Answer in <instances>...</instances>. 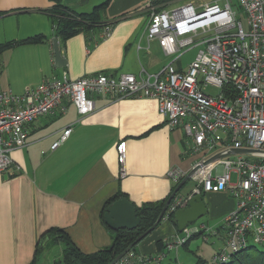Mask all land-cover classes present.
Returning a JSON list of instances; mask_svg holds the SVG:
<instances>
[{
  "label": "crops",
  "instance_id": "obj_1",
  "mask_svg": "<svg viewBox=\"0 0 264 264\" xmlns=\"http://www.w3.org/2000/svg\"><path fill=\"white\" fill-rule=\"evenodd\" d=\"M103 1L60 0L77 12H89ZM207 1L109 0L101 14V21L110 25L108 35H102L104 25L62 40L45 12L51 0H0V43L37 34L45 36L41 42L19 44L0 52V86L21 93L63 72L69 79L99 72L144 76L159 73L170 62L184 69L194 55L183 61L182 55L188 49L170 55L157 40L147 39L149 13L145 6L150 3L157 10H170ZM53 38L65 59L62 67L54 63ZM91 97L94 109L84 116L63 99L65 112L55 109L28 123L25 146L10 152L13 165L0 172V264H29L37 238L51 227L62 228L86 253L108 246L113 230L107 229L101 212L111 196L121 192L134 206L162 200L174 185L167 171L171 167L190 170L203 157L205 151L191 149L192 142L181 126L167 125L155 99L109 94ZM68 126V137L51 149L52 142ZM120 140L126 142L123 177L118 173L115 149ZM192 182V187L180 193L199 189L207 209L206 221L193 226L199 232L183 244L168 248L167 242L182 236L184 228L179 230L164 216L138 242L140 250L135 249L136 253H162L160 263L196 264L201 257H186L181 250L187 249L192 238L200 234L206 239L212 234L223 243V218L234 209L235 199L225 191L204 192L197 180L192 178ZM57 245L62 249L61 244Z\"/></svg>",
  "mask_w": 264,
  "mask_h": 264
},
{
  "label": "built area",
  "instance_id": "obj_2",
  "mask_svg": "<svg viewBox=\"0 0 264 264\" xmlns=\"http://www.w3.org/2000/svg\"><path fill=\"white\" fill-rule=\"evenodd\" d=\"M238 4L245 14L244 22L235 19L230 0L186 3L170 10H157L150 3L145 6L149 13L147 39L157 40L170 55L196 47L184 69L170 62L159 73L144 76L99 72L69 79L63 72L21 93L0 86V172L13 165L10 152L25 146L26 125L55 109L65 112L63 99L84 116L94 109V94L153 98L167 125L181 126L192 142L191 149L205 151L191 167L197 168L191 178L198 181L200 190L225 191L235 199L234 209L223 218V247L210 262L224 263L239 250L262 243L264 156L252 155L256 157L252 161L247 155L235 154L201 165V161L228 147L264 151V0H238ZM109 32L110 25H105L102 35ZM207 87L217 92L211 94ZM70 131V126L63 129L50 148L55 149ZM115 149L118 173L123 177L125 140L118 141ZM190 170L171 167L166 175L177 184ZM193 191L199 193L197 188ZM192 195L177 193L164 216L186 207ZM183 231L166 246L183 244L199 229L185 227ZM162 257V253L145 256L128 250L114 264H159Z\"/></svg>",
  "mask_w": 264,
  "mask_h": 264
},
{
  "label": "trees",
  "instance_id": "obj_3",
  "mask_svg": "<svg viewBox=\"0 0 264 264\" xmlns=\"http://www.w3.org/2000/svg\"><path fill=\"white\" fill-rule=\"evenodd\" d=\"M51 1L53 2L52 5L46 9L45 12H47L50 16L55 34L62 40L74 35L77 32L92 30L95 27L108 24L101 21V14L107 7L109 0H105L101 4L94 6L89 12H77L73 8L62 4L60 0ZM44 39L45 36L42 34L28 36L23 39H12L4 43H0V52L8 47L25 43L41 42ZM175 186L176 184L173 185L171 191ZM170 193L162 200L144 202L140 205L134 206L135 215L139 218V225L131 230H111L113 233L112 242L108 246L100 248L94 252L86 253L81 251L62 228L51 227L47 229L37 238L33 258L29 264H109L116 257V255L127 248L140 233L145 231L155 222ZM124 196L125 195L123 193L117 192L105 202L101 212L103 222V212L106 207L115 199ZM167 218L175 224L172 214H169ZM107 229L109 228L107 227ZM57 244L62 245L61 256L58 259H53L51 262H41L42 255H44V253L51 246ZM136 245L129 250H134L136 252ZM160 264L174 263L169 262ZM196 264L213 263L200 258L197 260ZM219 264H264V251H260L255 245H249L231 255L228 261Z\"/></svg>",
  "mask_w": 264,
  "mask_h": 264
},
{
  "label": "water",
  "instance_id": "obj_4",
  "mask_svg": "<svg viewBox=\"0 0 264 264\" xmlns=\"http://www.w3.org/2000/svg\"><path fill=\"white\" fill-rule=\"evenodd\" d=\"M52 46H53V55H54V63L56 67H62L65 65V59L61 56L59 47L57 44V39H52ZM235 154H243L247 156H264V151L259 149H250V148H235V147H228L221 151H218L203 161H201V165L205 166L210 162L225 157L229 155ZM195 169H191L185 177H183L171 191L170 195L166 199L159 215L157 216L155 222L147 228L145 231L140 233L130 244L127 248H125L121 253L116 255V257L109 263L114 264L125 252H127L130 248L136 245L141 239H143L149 232L153 230V228L161 221L164 217V213L169 205L170 201L173 197L180 193V190L185 185L186 181L192 177ZM192 179V178H191ZM193 190V189H192ZM189 198L187 206L184 208H180L172 214L173 221L175 222L177 228L182 230L185 228L189 223L194 222L195 220L202 217L206 214L207 209L205 203L203 202L201 195L199 193H195ZM181 194V193H180ZM103 219L106 226L116 231L118 229H134L139 225V218L135 215V207L134 204L127 198L121 197L112 201L105 209L103 213Z\"/></svg>",
  "mask_w": 264,
  "mask_h": 264
},
{
  "label": "rangeland",
  "instance_id": "obj_5",
  "mask_svg": "<svg viewBox=\"0 0 264 264\" xmlns=\"http://www.w3.org/2000/svg\"><path fill=\"white\" fill-rule=\"evenodd\" d=\"M230 4L232 7V10L235 12V19L240 20L244 22V11L238 4V0H230ZM196 48H191L186 50L183 55H182V60L186 61L190 59L194 54H195ZM207 91L210 92L211 94H215L217 91L211 87H207ZM199 154V153H198ZM249 160H256V157L254 156H248ZM193 186L192 179L189 178L185 185L182 187L181 191L186 190L187 188H190ZM206 221V216H202L199 219L195 220L192 223H189L187 228L191 229L194 228V225H199L201 222ZM216 229H212V232H214ZM216 235H207L206 239L202 238V235L200 234L196 238H192L187 246V249H184L183 247L181 248L182 254H186V257H192L196 259L195 255L201 258H204L206 261L210 262V254L212 253L213 250L214 252H217L218 249L223 247V243L218 240ZM214 243V244H213ZM222 244L221 247H219ZM199 246V248H198ZM260 251H264V241L262 243L256 244L255 245ZM136 250H140V247L137 243L135 246ZM204 253V254H203ZM61 256V248L59 245H54L51 246L43 255L42 259L44 262H51L53 259H58Z\"/></svg>",
  "mask_w": 264,
  "mask_h": 264
}]
</instances>
